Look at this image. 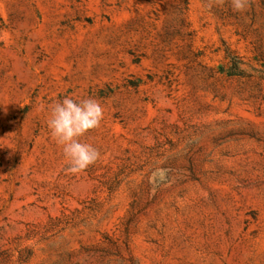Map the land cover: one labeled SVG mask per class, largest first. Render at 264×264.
<instances>
[{"label": "rangeland", "instance_id": "obj_1", "mask_svg": "<svg viewBox=\"0 0 264 264\" xmlns=\"http://www.w3.org/2000/svg\"><path fill=\"white\" fill-rule=\"evenodd\" d=\"M0 264H264V0H0Z\"/></svg>", "mask_w": 264, "mask_h": 264}, {"label": "clouds", "instance_id": "obj_2", "mask_svg": "<svg viewBox=\"0 0 264 264\" xmlns=\"http://www.w3.org/2000/svg\"><path fill=\"white\" fill-rule=\"evenodd\" d=\"M222 3V0H220ZM233 11L244 12L249 6V0H231ZM104 118V108L94 98L79 101L65 97L50 106V116L47 121L51 137L62 146L64 155L69 160V174L78 175L94 164L100 157L98 149L91 144L81 142L90 130L101 125ZM167 170L157 168L150 177L153 187L166 181Z\"/></svg>", "mask_w": 264, "mask_h": 264}]
</instances>
